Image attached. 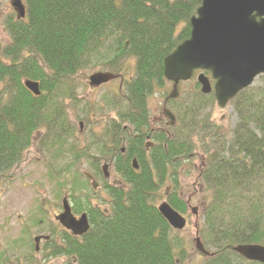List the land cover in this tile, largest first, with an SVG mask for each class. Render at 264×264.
I'll list each match as a JSON object with an SVG mask.
<instances>
[{"label": "trees", "instance_id": "16d2710c", "mask_svg": "<svg viewBox=\"0 0 264 264\" xmlns=\"http://www.w3.org/2000/svg\"><path fill=\"white\" fill-rule=\"evenodd\" d=\"M22 1L26 18L10 21V42L0 41V178L21 164L39 135L45 142L42 152H51V160L65 152L82 157L70 143L77 136L65 105H80L73 79L98 64L107 63L118 73L120 61L136 59V76L126 86L127 108L136 131L142 129L147 98L167 84L164 60L190 38L191 20L203 0ZM260 80L229 104L238 121L225 139L213 141L219 127L209 116L202 117L205 104L216 103L214 94L197 92V83L191 97L180 94L171 100L180 125L177 140L161 134L149 156L144 141L130 143V153L118 159L127 189L110 188L114 204L109 213L89 208L92 228L80 245L72 242L67 255L76 264H183L181 242L159 213L157 196L169 180L174 191L168 203L179 213L187 210L177 193L178 172L202 146L208 160L201 183L212 191L213 201L204 217L205 231L219 250L205 256L202 264H260L232 249L238 244L264 246V76ZM26 81L40 84L39 97L28 91ZM118 129L115 125L114 131ZM108 136L105 129L95 146H107ZM132 157L138 160V171L132 168ZM85 182L86 176L73 186Z\"/></svg>", "mask_w": 264, "mask_h": 264}, {"label": "rangeland", "instance_id": "374dc122", "mask_svg": "<svg viewBox=\"0 0 264 264\" xmlns=\"http://www.w3.org/2000/svg\"><path fill=\"white\" fill-rule=\"evenodd\" d=\"M16 18L17 14L12 8V0H0V41L4 45L10 42L7 26L10 21ZM106 64H98L73 79V83L79 90L77 92L78 97L91 99L88 107L94 111L96 117L93 125L90 126L87 123L88 119L93 118V112L90 114L84 113L78 119L79 109H74L73 104L65 105L70 121L72 120V125L75 127L76 136L82 139V142L78 143L80 140L72 137L70 143L78 151L83 148L88 156L93 155L94 157H106L105 153H98L102 147H99V145L95 146V143L99 136L104 135L107 128L106 124L108 123V119H105L104 116L107 114V109L104 106L100 110L97 101L101 103L103 96H109L113 98L115 105L124 102L119 95L120 81L101 91H92L89 88L88 79L91 75L96 72H112L111 67ZM117 70L118 73L123 75L126 82L131 81L136 76V59L127 57L124 61H120ZM114 73L117 72L115 71ZM198 74L196 73L189 82L181 85L179 88L181 98L191 97L194 94L193 91L197 84ZM259 84H261L260 77L254 82V85ZM172 86L171 83L167 82L164 88H157L147 98V106L152 120L164 111V102L171 94ZM197 92L202 94L201 88ZM78 101L82 100L78 99ZM205 106L207 107L202 117L209 116L208 120L219 127L218 137L213 141L218 140L219 136L225 139L234 130L238 121L234 107L228 105L225 109H221L217 103L214 105L208 103ZM173 107L176 108V106L170 104L167 109L173 110ZM96 110L100 111V113L96 112ZM174 110L173 112L175 113ZM41 138L42 135L36 136L33 145L26 152L21 164L0 178V252L3 253V264H63L64 259L61 257L59 259L52 258L49 261L37 257L35 262L31 261L30 263H26L24 258L33 255L35 237L40 235L48 236L49 232L57 231L54 213L59 211L62 200L66 195H68L72 204L73 201L77 202H75L76 206L73 205L76 208L74 211H81L82 214L87 213L90 207L102 203L101 201H106L107 193L100 190L98 194H95L89 182L78 184L76 187L73 186L80 180L85 181V173L92 172L89 164V161H92L90 157H88L89 161L86 158L74 159L70 153L65 152L64 156L51 160V152L48 154L42 152L45 142L40 141ZM107 145H109V142ZM55 149H60V147ZM195 156L191 163L183 164L178 172L180 187L177 193L186 204L193 196L192 202L189 203V206L187 205V210L184 213H180L187 219V227L183 231L173 232L174 237L181 242L180 247L183 248L185 254L183 264H202L205 260V256L196 247V239L201 237L196 235L198 229L201 231L200 235L204 239L207 251L213 252L212 249L214 248L208 238L207 231H205L206 224L204 223L206 214L204 205L206 206L207 203L205 202L208 201H210L209 204L211 205L212 194L210 192L212 191L204 188L206 186L201 183V172L208 158L203 154L202 146L196 151ZM49 171L61 172L59 175L53 174L54 176L52 177L49 175ZM111 176L117 179L113 176V172H111ZM116 177H119V175L116 174ZM173 191V183L167 180L158 193L156 206L159 207L162 203H168L167 196ZM101 208H107V206L102 203ZM195 208L198 209L197 215L193 214ZM58 237L57 235L56 239ZM177 260L179 261V258Z\"/></svg>", "mask_w": 264, "mask_h": 264}, {"label": "water", "instance_id": "95a60500", "mask_svg": "<svg viewBox=\"0 0 264 264\" xmlns=\"http://www.w3.org/2000/svg\"><path fill=\"white\" fill-rule=\"evenodd\" d=\"M12 7L18 19L24 20L23 2L12 0ZM191 29L190 38L164 60L165 79L173 83L166 101L177 99L179 84L191 80L195 72H210L216 83L213 86L210 78L202 73L198 77L201 92L203 95L214 92L218 106L225 109L241 92L253 86L257 78L264 76V0H203L191 20ZM118 77L96 73L90 77V86L99 87ZM25 87L35 97L41 95L38 82L26 81ZM166 115L174 120L169 112ZM134 164L138 169L136 161ZM63 205L65 212L57 220L76 237L87 234L91 229L87 215L77 220L67 198ZM158 210L173 230L186 228V218L168 203H162ZM40 239H35L37 251ZM196 247L209 256L200 239H196ZM234 251L249 262L264 264L262 245H239Z\"/></svg>", "mask_w": 264, "mask_h": 264}, {"label": "flooded vegetation", "instance_id": "af4514ba", "mask_svg": "<svg viewBox=\"0 0 264 264\" xmlns=\"http://www.w3.org/2000/svg\"><path fill=\"white\" fill-rule=\"evenodd\" d=\"M96 73H101V72H96ZM94 73V74H96ZM115 75L119 76L116 80L110 81L106 84H103L99 87H92L90 86V76L88 79L89 82V88L92 91H101L104 90L106 88H108L109 86H111L113 83L120 81L119 84V95L121 97L122 100H124V102L115 105L113 102V98H110L109 96H103L102 102H98V106L100 107V110L104 108V106L107 109V114L104 115L105 119H108V123L106 124V130H108L109 136H108V142L109 145L105 146L104 144H102V149H103V153H105L106 157L104 156H87L86 155V150L83 148H80V151H82L80 154L82 157H78L77 159H84L86 158L88 160V157H90L92 159V161H89V164L91 165L92 168V172L91 173H85L86 178L89 181V184H91V187L93 189V192H95V194H98V192L100 190H103V192L107 193V197H105L106 201H101L102 203L105 204V206H107V208H101V204L99 203L97 205H94L93 209H95L96 211H102V212H107L109 213L112 210V206L114 204V201L112 198H110L109 196V190L111 187H117V186H123L125 189L126 188V184H124V179L122 177V173H120L119 168H118V164H119V157H124L125 155L129 154L130 151V143L131 142H138V141H144L145 142V156H149L151 155L152 150L156 147L158 141H159V136L162 134L164 135L166 138L171 139L173 141L177 140L178 137V129L180 127L179 122H178V114L175 111V113L173 112V110H168L167 107L168 105H170L171 101H166L167 98L165 99L164 102V111L162 112V114H160L158 117H155L152 120V116L150 115V111L147 110V114L145 116V124L144 127L142 129H140L139 131H136L134 125H133V119L130 117L129 115V109L127 108L129 104V98L127 96L128 94V90L126 89L127 87V83L126 82L123 75L120 73H114ZM201 74V73H200ZM198 74V76L200 75ZM173 85V83H172ZM173 87V86H172ZM79 91V90H78ZM33 95V94H32ZM110 95V94H108ZM34 96V95H33ZM78 99L82 100L79 101L80 105L77 107V110L79 109L80 114H78V119L81 117V115L85 114H90L91 112H93V118L92 119H88L87 123L92 126L93 122H95V114L94 111H92L88 105H90L91 103V99H83V97H78ZM120 106H122L120 108ZM96 112L100 113V111ZM166 112H169L172 116H174V120H172L170 118V116L166 115ZM138 114L140 116H143L140 112H138ZM103 116V117H104ZM117 116V117H116ZM117 127H121V129L117 132L114 131V126ZM80 134V133H78ZM105 134V133H104ZM78 140H80L78 143H81L82 139L80 137H77ZM110 140V141H109ZM104 147V148H103ZM141 149V147L139 148V150ZM134 153H138L137 147L133 149ZM84 153V154H82ZM86 155V156H84ZM136 161V165L138 166V169L135 168V164L134 162ZM132 163V168L135 171L139 170V163L138 160L134 157H132L131 160ZM89 165V166H90ZM104 167H107L106 170H104ZM111 172H113V176H115L112 178L111 176ZM116 174L119 175V177H116ZM68 199V202L70 204L71 207V212L74 215V217L77 220H80L81 217L83 215H87L90 226L92 228V219H91V215L89 213V210H87V213H81V211L76 212L74 211V209H76L73 205H75V202L73 201V204L71 203L68 195H66V197ZM64 198V199H65ZM64 199L62 200V203L59 207V211H57L56 213H54V220L57 223V231H53V232H49L48 236H44V235H40L34 238V248H33V255L31 257H25L24 261L26 263H30L31 261L35 262L37 257H41L42 259H44L45 261H49L52 258L55 259H59L60 257L64 259V263L66 264L67 262H70L72 260L73 264L77 263V260L74 256H69L67 255V252L71 251V245L72 242L75 241L77 242L79 245L82 242V238L84 236H86L87 234L83 235V236H74L73 233L71 231H68L66 228H64L62 226V224L57 220V218L59 216H61L65 211H64ZM193 199V196H191L190 200L188 201V206L189 203H191ZM99 201V202H100ZM213 201H211L212 203ZM77 203V202H76ZM207 203L206 206L204 205V210L205 213L207 211L210 210V201L205 202ZM76 206V205H75ZM196 209L195 215L198 214V209ZM193 214H194V210H193ZM187 220V219H186ZM187 227V226H186ZM175 231V230H174ZM201 231L198 229L196 235L201 236L198 239L201 240V243L204 246V249L206 250V252L210 255L212 253H215L217 251H219L214 244L213 245V252H209L207 251L206 247H205V242L204 239L202 237ZM57 235L59 236L57 239ZM70 239V241L67 240ZM36 238H41L39 243H38V251L36 250V243H35V239ZM46 238H48V240H46ZM75 239V240H74ZM239 245H254V244H238ZM235 246V247H237ZM233 247L232 249L234 250ZM60 251H58V249ZM62 248V249H61ZM62 250V251H61ZM56 253H58L56 255ZM244 259V258H243Z\"/></svg>", "mask_w": 264, "mask_h": 264}]
</instances>
